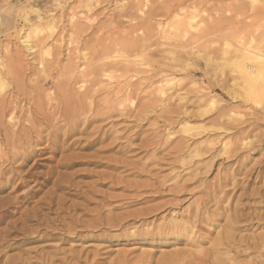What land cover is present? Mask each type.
<instances>
[{
  "label": "rangeland",
  "instance_id": "374dc122",
  "mask_svg": "<svg viewBox=\"0 0 264 264\" xmlns=\"http://www.w3.org/2000/svg\"><path fill=\"white\" fill-rule=\"evenodd\" d=\"M86 1L88 7L83 8ZM134 4L143 13L130 11L132 17L125 18L126 6ZM194 5L197 9L189 11ZM167 6L179 10L177 13L188 8L185 15L200 21V29L187 35L177 31L171 14L164 13H170L164 11ZM71 8H75L77 18L88 15L95 19L71 49L85 47V52H90L97 44L119 39L121 31L136 27L134 39L141 38L149 59L140 65L139 76L132 80L126 75V82L136 88L123 116L89 112L75 119V135L69 139L66 122L54 118L46 122L40 114L51 113L57 106L46 99V94L53 92L55 70L51 80L42 81L35 72L37 57L24 53L29 65L27 90L16 96L15 107L32 112L35 129L40 132L39 137L31 133L30 142L21 149L22 155L33 149L34 156L27 162L17 159L15 164L4 166L8 173L0 180V205L5 204L7 216L0 224V264H113L123 257L130 264L142 258L149 264H200L192 255L199 257L200 252L211 249L218 230L227 227L228 216L233 215L237 216L231 233L235 241L248 236V245L256 243L253 238L261 241L264 75L252 83L251 79L259 75L250 71L242 74L240 70L247 64L239 63L241 59L233 62L227 45L234 47L240 41L245 47L259 46L264 52V43L258 44L264 28V0H0V31L10 28L0 32V53L7 45L21 48L23 34L32 38L40 35L38 28L31 29L23 22L26 14L35 22L34 11H39L63 31L57 63L66 64L63 45L70 33L67 20ZM20 28L23 30L16 37ZM186 43L185 51L182 47ZM164 79L173 81L163 83L165 94L161 96L155 88ZM102 93L94 95V102ZM13 108L10 106L0 125V149L5 151L6 130L34 132L23 118L17 126L7 122ZM55 139L57 144L53 145ZM74 140L75 145L69 148ZM225 141L231 143V149L235 147L230 157L224 154ZM237 143L245 145L237 148ZM36 145L44 149L38 151ZM70 154L79 162L74 168L55 167L57 160ZM47 172L51 173L48 183ZM14 175V182L8 183ZM21 178L26 184L16 188ZM55 179L61 180V190L53 186ZM29 192L32 197L24 195L23 200L12 204L16 197ZM51 198H61L62 211L48 210L46 203ZM35 215H43V222L32 217ZM99 215L118 216L123 221L114 229L97 224L83 227ZM179 221L191 225L188 234L159 237L171 222ZM63 225L75 227V232L58 231ZM234 253L210 256L204 264H264V248L256 247L243 255Z\"/></svg>",
  "mask_w": 264,
  "mask_h": 264
},
{
  "label": "bare ground",
  "instance_id": "6f19581e",
  "mask_svg": "<svg viewBox=\"0 0 264 264\" xmlns=\"http://www.w3.org/2000/svg\"><path fill=\"white\" fill-rule=\"evenodd\" d=\"M86 2L87 4H85L84 7L83 6L81 7L83 8L88 7L87 6L88 1ZM171 8L172 7H168V6L164 8L165 10L162 8L164 11L170 12V13H166L159 7V9H161V11H163L165 14L168 15L171 14V16L174 19L173 23L177 28V31L181 32L184 35H187L191 31L196 32L198 31V29H200L201 27L200 21L199 22L194 21V19L196 18L195 17L191 18L189 13L187 14L190 16V18H188V16L185 15L186 14L185 9L188 8L184 9L183 7V9H181L179 13H177L179 10L176 11L174 9L173 11V9L171 10ZM196 9H197V5L192 6V8L189 7V11L190 10L194 11ZM70 11L71 14L67 20V23L70 26V33L68 34V38L63 45L66 47L65 51H67V56H68L66 64L59 66V64L57 63V61H59L58 59L60 58L59 56L62 54L61 45L63 44V31L58 30L57 27L58 23L55 20L53 19L48 20V17L42 15V13H40L39 11H34L36 14L35 22H32V20H30L27 14L23 16V22L26 26H29V28L31 29L38 28L40 35L36 38L33 36L34 38H32L29 36L28 33L23 34V36H21L20 38V45L22 46L21 48L17 47L13 49V48H9V46L7 45L2 49L0 53V125L1 126L3 125V117L4 115L7 114L8 110L10 109V106H14L13 111L8 113L7 122L12 124L13 126H17L16 124H21V119L23 118L24 122L26 124H29L34 131V132H32V130L27 131L23 128L19 131H16L15 128V130H11L8 132L6 130V132H4L3 138L5 141V146L8 149L7 151L3 150L4 148L0 149V180H2V178H4V176H6V174L8 173L4 171L5 168L4 166H7L9 163L12 162H14L15 164L16 163L15 161L17 159H21L22 163L27 162V160L31 158L32 155L33 156L35 155L33 149L27 155H22L21 149L24 148V145H26L27 142H30L28 140L29 138H31V133H35L36 136L39 137V132H40L37 129H35L34 123L32 121V116H33L32 112H29L28 110L23 112L22 109H20L19 107H18L19 108L18 111L16 108L17 107L16 96L24 95V93L27 90L26 72L29 71V65L28 63H26L24 53L28 52L29 56L35 55L37 57L34 60V63L37 64L36 65L37 68L35 72L37 73V76L40 75V78L41 79L43 78L42 81H45L47 79L51 80L54 74L53 71L55 70L56 72L55 76L52 78V80H54V83L52 85L53 92L50 91L48 94H46V99L49 103L55 101L57 106H55V109L51 113L45 114L41 110L42 112H40V114L41 113L44 114L43 118L45 119L46 122L51 121V118L52 119L54 118V120L61 119L62 122H66L67 128L65 129V131L67 132V138L69 139L75 135V130L77 126V121L75 122V119L78 120L79 117L85 116L89 112H94L95 115H99V116H106V115L110 116L112 114H116L119 117H122L124 114L123 113L124 106L127 100L129 99V97L131 96L133 89L136 88V85L131 86V84L127 83L126 79L132 78L133 80V77H136V75L142 72L141 70H139L140 65H144L145 62L149 59V56L145 54L147 47L144 44H142L141 38L139 40L137 39V37L134 39L133 34L136 32L135 31L136 27H133V29L127 32L121 31L119 39H115V40L112 39L110 41L107 40L109 41L108 43L98 42L99 44L93 47L90 50V52H85V47L83 48V50H80L75 47L71 49L72 46L77 45L79 43L76 40L78 36H80L84 31H86L85 29L88 28L87 27L88 24L92 23L95 19L94 17H89L88 15L77 18L75 17V8H71ZM86 11L90 12L91 8H87ZM130 11H136L139 13L142 12L138 7H136L135 4L132 5L130 8L126 6L125 14H124L125 18L132 17V13ZM192 14H193L192 16H195L194 13ZM157 26L160 29L161 33L163 34L164 29L162 25L158 23ZM9 29H10L9 27H6L3 29L2 32L1 31L0 32L2 34L6 33L9 31ZM22 30L23 28L17 30L15 36L19 37ZM263 43H264V28L259 33V38H258V44L261 45ZM186 44L187 46L182 47V49L183 50L185 49V51L188 48V43ZM227 47L230 50H232L231 54H233V56L231 57V59L233 60V62L241 59L240 62L238 61L239 63L242 62V64H247L246 66H244L245 68L243 70H240V72L242 71L241 72L242 74L246 75L250 71L251 75L252 74L259 75L258 77L256 76V79L255 78L251 79L252 83L258 82L259 79L263 77L264 52L260 49L259 46H256L254 48L245 47L241 44L240 41H238L234 47L230 45H227ZM95 59L96 61L93 63ZM79 61H82V63L79 64ZM237 64L235 66H237ZM51 72H53V74ZM130 74H132V76ZM126 75H128L129 78H126ZM111 81H114L113 82L114 85L110 83ZM172 81L173 79H164L161 82H158L155 91H158L161 96H164L165 94L163 90L164 84L170 85ZM76 85H78V88L75 89ZM10 91H12V93H9L7 95V92ZM102 91H103L102 97L98 99L97 102H94V95ZM17 115H19L20 118ZM57 131H59V129H57ZM0 134L2 135L1 132ZM57 136H58L57 133H55L54 138H56ZM52 144L56 145L57 139H55L52 142ZM74 145H75V140L74 142H71L68 147L71 148ZM243 145L245 144L237 143V148H240ZM212 146L213 144L211 145V147ZM222 147L224 148V154L226 155V157H230L235 150V147L234 149H231V143L226 141L222 143ZM35 149L39 151L40 149L42 150L44 148L36 145ZM76 160L77 158L73 154L62 156L59 160H57L55 167H62L66 169L74 168L75 165L79 163L76 162ZM50 174L48 173L47 175L48 177L46 179V183L51 181L49 176ZM10 178H8L9 181L7 180L8 183H11L12 181L14 182L13 178H15V175L12 177V179ZM20 181H21L20 183L18 182V184H16L15 186L16 188L23 187V185L26 184L22 178L20 179ZM60 182L61 180L59 181L56 179L53 182V186L56 187V190H61L63 188ZM23 196L24 198H28L29 196L32 197L33 194L30 192L26 194H21L19 197H16V199L12 201L13 202L12 204L19 203L18 202L19 200L24 199ZM49 197L47 196V198ZM60 200L61 198L58 200H55V198L54 199L51 198V200L48 203H46L48 210L52 211L54 208H56L55 209L56 212L62 211L61 208L62 205L60 203L61 202ZM9 203L11 202L9 201ZM4 205L5 204L0 205V224L5 221L7 216V212H3L5 211ZM38 211L39 209L37 210V212ZM37 212L36 214H38ZM42 216L39 217L35 215L32 217H35L38 219V221L43 222ZM228 218H229L227 219L228 226L226 225L227 227L224 226L218 230L217 237H215L216 239L214 241L212 240L213 241L211 244L212 248L206 250L205 252H200L199 257L192 255L191 258L193 259V261L198 260L200 264H204L205 262H207L210 256L217 257V256L225 255L226 257H229L232 251L235 252L237 255H243L249 250L253 251V249H255L256 247L263 250L264 248L263 236L262 238H260L261 241H258L259 239L256 238L251 239L253 240V242L256 241V243L255 244L253 243L252 245L251 244L248 245L247 242L250 236H248L246 240H244L243 238V240H240L238 242L235 241L234 236L231 235V233L235 231L233 225L237 221V216L236 215L228 216ZM59 219L62 220L61 217H59ZM122 221L123 219L118 216L112 217L107 215L103 217L99 215L97 217H94L91 223H86L85 225H83V227L94 228V224H97L100 226H105L114 229L121 226ZM188 225H190L188 224V222H183V221L182 222L179 221V223L171 222V225L167 227L165 230H163L159 234V237L165 238L166 236L169 235H177L180 237L185 234H188L191 231V229L188 228ZM62 227L63 228L58 229V231L59 230L64 231L65 233L75 232V227H70V226L67 227L66 225L65 226L63 225ZM8 229L9 227H7V229H5V231H3L2 233L6 234ZM226 229L230 231L229 232L230 234H228ZM172 240L174 239L172 238ZM243 243H247V244L243 245ZM173 256L175 257V255ZM146 263L149 264V261L143 262V258H142L131 264H146ZM113 264H130V262L125 257H123L121 259H117V261H114Z\"/></svg>",
  "mask_w": 264,
  "mask_h": 264
},
{
  "label": "snow or ice",
  "instance_id": "6c2138e0",
  "mask_svg": "<svg viewBox=\"0 0 264 264\" xmlns=\"http://www.w3.org/2000/svg\"><path fill=\"white\" fill-rule=\"evenodd\" d=\"M259 106V105H258Z\"/></svg>",
  "mask_w": 264,
  "mask_h": 264
}]
</instances>
